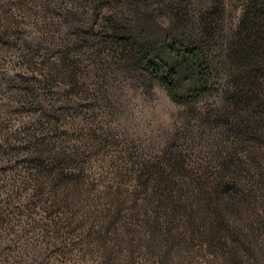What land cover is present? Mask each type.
I'll use <instances>...</instances> for the list:
<instances>
[{"label":"rangeland","instance_id":"1","mask_svg":"<svg viewBox=\"0 0 264 264\" xmlns=\"http://www.w3.org/2000/svg\"><path fill=\"white\" fill-rule=\"evenodd\" d=\"M133 2L0 0V264H225L200 239L169 249L223 167L242 264H264V0ZM175 2L216 28L217 90L186 106L105 22L138 10L152 33Z\"/></svg>","mask_w":264,"mask_h":264},{"label":"trees","instance_id":"2","mask_svg":"<svg viewBox=\"0 0 264 264\" xmlns=\"http://www.w3.org/2000/svg\"><path fill=\"white\" fill-rule=\"evenodd\" d=\"M127 1L134 3L137 9L141 6L133 2L136 0ZM130 14L134 15L135 25L128 26V24L123 23L124 21L115 20L111 17L105 22L113 36L123 40L124 49L128 50V53L134 52L131 56V62L145 77V80H151L154 85L165 89L169 97L180 106L194 104L217 90V68L210 52V46L207 44L208 39H210L209 36L216 28L212 26V21L207 19L209 14L201 15L200 19L191 21L187 18L189 16H185V18L180 16V5L175 2L174 5L167 7V17L164 19V24L156 20V16L153 14L152 33L138 10L137 12L130 10ZM260 15L263 16V14ZM151 38H153L152 41ZM250 54L247 53V55ZM224 168L222 173L212 181H205L201 186L196 184L198 196H195L199 199L198 205L206 213L207 218L208 213H210L212 218H209L213 220L212 224L208 228H198L195 225V220L205 221L207 218L200 215L196 210H189L186 213L189 219L182 231L189 239L184 240L177 232L173 235L178 236L173 239L179 242L174 243L172 240L169 249L173 250L181 242L184 243V246L191 247L195 239H200L208 247L222 252L221 254L225 256V264L243 263V259L240 258L243 256L238 254L239 249H242L245 254H251V251L244 246L246 243L244 238L240 236V230L228 222L229 219L227 218L233 210H226V207L230 205L229 203L239 202L236 199L241 198L245 190L243 186L241 187L240 180L234 179L232 176L225 177ZM207 187L211 190L210 192ZM207 193H213L214 197L212 198V195ZM216 204L218 210H215L214 214L212 206ZM218 205L222 209L218 208ZM173 207L180 210L176 204ZM232 242L233 245H228ZM173 251L179 252L178 249ZM171 252L168 250V254Z\"/></svg>","mask_w":264,"mask_h":264}]
</instances>
